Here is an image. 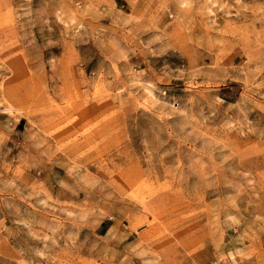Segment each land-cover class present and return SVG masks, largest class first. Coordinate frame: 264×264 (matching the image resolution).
I'll return each mask as SVG.
<instances>
[{"label":"rangeland","instance_id":"obj_1","mask_svg":"<svg viewBox=\"0 0 264 264\" xmlns=\"http://www.w3.org/2000/svg\"><path fill=\"white\" fill-rule=\"evenodd\" d=\"M0 264H264V0H0Z\"/></svg>","mask_w":264,"mask_h":264}]
</instances>
